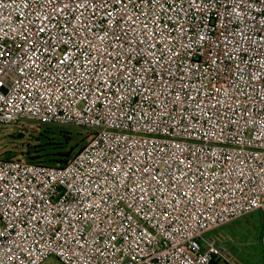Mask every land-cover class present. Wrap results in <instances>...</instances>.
Returning a JSON list of instances; mask_svg holds the SVG:
<instances>
[{"label": "built area", "instance_id": "1", "mask_svg": "<svg viewBox=\"0 0 264 264\" xmlns=\"http://www.w3.org/2000/svg\"><path fill=\"white\" fill-rule=\"evenodd\" d=\"M91 130L0 156V264H242L264 214V0H0V125Z\"/></svg>", "mask_w": 264, "mask_h": 264}, {"label": "rangeland", "instance_id": "2", "mask_svg": "<svg viewBox=\"0 0 264 264\" xmlns=\"http://www.w3.org/2000/svg\"><path fill=\"white\" fill-rule=\"evenodd\" d=\"M28 127H15L13 125H0V156L6 158H25V151L32 146L35 135L44 124L29 121ZM63 130H73L85 136V142L90 138L91 130L75 126L49 125ZM259 223V224H258ZM255 224L256 230L248 231L246 234L238 235L232 233V228ZM264 214L254 212L227 224L219 226L208 232L207 236H214L218 242L226 248L242 264H264ZM232 226L231 229H226ZM43 264H62L55 256L48 257Z\"/></svg>", "mask_w": 264, "mask_h": 264}, {"label": "trees", "instance_id": "3", "mask_svg": "<svg viewBox=\"0 0 264 264\" xmlns=\"http://www.w3.org/2000/svg\"><path fill=\"white\" fill-rule=\"evenodd\" d=\"M85 136L73 130H63L49 125L41 126L35 135V143L25 151V158L28 161L45 165H64L86 145L89 139L85 142ZM231 227L227 226L226 229L229 230ZM258 228L255 224L247 228L234 226L232 233L243 235L246 234V229L252 232ZM263 228L264 224H262Z\"/></svg>", "mask_w": 264, "mask_h": 264}, {"label": "crops", "instance_id": "4", "mask_svg": "<svg viewBox=\"0 0 264 264\" xmlns=\"http://www.w3.org/2000/svg\"><path fill=\"white\" fill-rule=\"evenodd\" d=\"M257 212H259V211H257ZM259 213H261V212H259Z\"/></svg>", "mask_w": 264, "mask_h": 264}]
</instances>
